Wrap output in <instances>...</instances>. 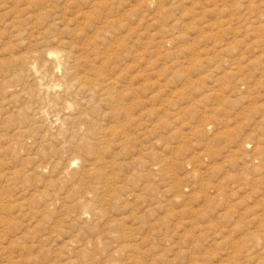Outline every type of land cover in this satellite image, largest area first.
<instances>
[{"label": "rangeland", "instance_id": "1", "mask_svg": "<svg viewBox=\"0 0 264 264\" xmlns=\"http://www.w3.org/2000/svg\"><path fill=\"white\" fill-rule=\"evenodd\" d=\"M0 264H264V0H0Z\"/></svg>", "mask_w": 264, "mask_h": 264}]
</instances>
